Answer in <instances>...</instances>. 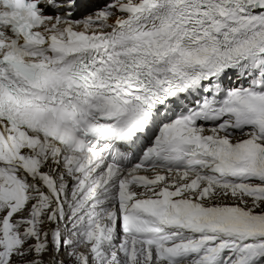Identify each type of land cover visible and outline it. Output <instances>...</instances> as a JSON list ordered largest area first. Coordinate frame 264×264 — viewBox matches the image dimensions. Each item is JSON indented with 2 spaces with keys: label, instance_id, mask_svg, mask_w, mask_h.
<instances>
[{
  "label": "snow or ice",
  "instance_id": "obj_1",
  "mask_svg": "<svg viewBox=\"0 0 264 264\" xmlns=\"http://www.w3.org/2000/svg\"><path fill=\"white\" fill-rule=\"evenodd\" d=\"M0 264H264V0H0Z\"/></svg>",
  "mask_w": 264,
  "mask_h": 264
}]
</instances>
